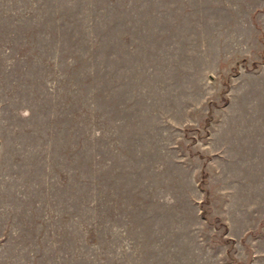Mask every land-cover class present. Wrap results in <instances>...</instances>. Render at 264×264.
Here are the masks:
<instances>
[{
  "label": "rangeland",
  "instance_id": "rangeland-1",
  "mask_svg": "<svg viewBox=\"0 0 264 264\" xmlns=\"http://www.w3.org/2000/svg\"><path fill=\"white\" fill-rule=\"evenodd\" d=\"M0 264H264V0H0Z\"/></svg>",
  "mask_w": 264,
  "mask_h": 264
}]
</instances>
